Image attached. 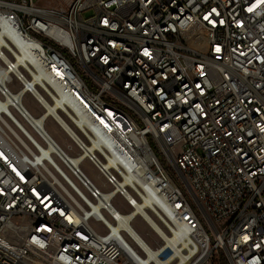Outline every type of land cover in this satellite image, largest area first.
Masks as SVG:
<instances>
[{"label": "built area", "instance_id": "obj_1", "mask_svg": "<svg viewBox=\"0 0 264 264\" xmlns=\"http://www.w3.org/2000/svg\"><path fill=\"white\" fill-rule=\"evenodd\" d=\"M0 264H264V0H0Z\"/></svg>", "mask_w": 264, "mask_h": 264}, {"label": "rangeland", "instance_id": "obj_2", "mask_svg": "<svg viewBox=\"0 0 264 264\" xmlns=\"http://www.w3.org/2000/svg\"><path fill=\"white\" fill-rule=\"evenodd\" d=\"M89 13H86L85 16H88ZM24 106L32 112L34 115L39 116L43 113V110L39 107L35 99L31 95L24 96L23 99ZM45 127L50 135L59 143V145L67 151L70 155L77 156L78 150L73 146L71 140L68 136L63 132V130L55 123L53 119H48L46 121ZM71 148V150H70ZM81 170L91 179L98 187L103 190H109V188H103V179L100 176V173L96 169V167L89 161L84 160L80 164ZM114 206L121 213H130L132 210L126 204V202L120 196H117L113 202ZM93 227L96 230H100V224L92 223ZM133 227L135 230L142 235L146 240L150 242H154L156 240V235L151 230V228L147 225V223L141 218L136 217L133 221Z\"/></svg>", "mask_w": 264, "mask_h": 264}]
</instances>
